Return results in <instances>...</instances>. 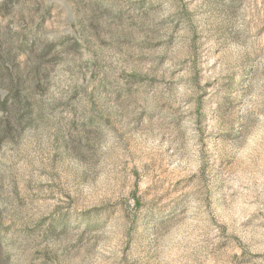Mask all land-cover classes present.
Returning a JSON list of instances; mask_svg holds the SVG:
<instances>
[{
	"label": "rangeland",
	"instance_id": "1",
	"mask_svg": "<svg viewBox=\"0 0 264 264\" xmlns=\"http://www.w3.org/2000/svg\"><path fill=\"white\" fill-rule=\"evenodd\" d=\"M15 61L0 264H264V0H0Z\"/></svg>",
	"mask_w": 264,
	"mask_h": 264
},
{
	"label": "trees",
	"instance_id": "2",
	"mask_svg": "<svg viewBox=\"0 0 264 264\" xmlns=\"http://www.w3.org/2000/svg\"><path fill=\"white\" fill-rule=\"evenodd\" d=\"M23 67L17 61L0 64V90L6 89L5 94L0 93V150L33 124L34 98L44 89L40 67Z\"/></svg>",
	"mask_w": 264,
	"mask_h": 264
}]
</instances>
